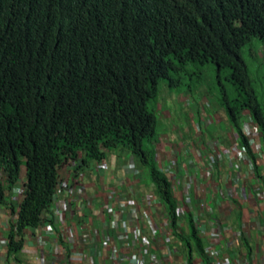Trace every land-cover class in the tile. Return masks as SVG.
I'll return each mask as SVG.
<instances>
[{
    "label": "trees",
    "instance_id": "16d2710c",
    "mask_svg": "<svg viewBox=\"0 0 264 264\" xmlns=\"http://www.w3.org/2000/svg\"><path fill=\"white\" fill-rule=\"evenodd\" d=\"M253 38L264 42V0H0V201L26 170L7 252L42 222L65 162L125 148L148 170L187 263L203 258L191 218L184 236L178 228L151 101L172 68H228L234 95L219 102L257 170L242 126L249 112L264 144V101L241 52Z\"/></svg>",
    "mask_w": 264,
    "mask_h": 264
},
{
    "label": "crops",
    "instance_id": "0c3cea01",
    "mask_svg": "<svg viewBox=\"0 0 264 264\" xmlns=\"http://www.w3.org/2000/svg\"><path fill=\"white\" fill-rule=\"evenodd\" d=\"M199 110L208 113L201 101ZM171 111L163 112L158 127L161 132L157 131L153 145L159 167L174 177L172 194L181 235L188 232V217L198 224L204 255L201 258L193 252V264H212L205 248L214 244L219 256L236 254L241 260L249 258L255 264H264V201L258 197L264 195V144L251 115L244 114L242 126L244 132L254 135L249 142L257 170L253 161H244V155L249 156L247 151L238 153L244 147L222 107L210 113L218 117L216 124H225H207L202 135H193L196 121L179 120V126ZM210 143L213 148L208 147ZM227 147L238 149L237 153L216 156V151ZM104 161L107 169L99 168L96 160L83 161L80 155L60 167L61 183L42 222L24 229L21 249L11 255L7 252V237L22 198L17 186L26 179L23 166L20 181L0 201V264H117L119 254L128 257L123 264H133L140 244L134 238L122 244L120 233L135 224L149 240L147 253L142 254L145 264H188L186 247L179 238L174 235L173 241L166 244L161 233L152 232L153 225L167 228V224L161 223L166 209L156 196L148 170L139 166L125 148L109 151ZM0 176L5 177L4 172ZM113 189L119 194L118 200L126 196L127 209H121L119 201L102 215L94 207L110 205L108 193ZM106 228L112 234L107 241L102 238Z\"/></svg>",
    "mask_w": 264,
    "mask_h": 264
},
{
    "label": "rangeland",
    "instance_id": "374dc122",
    "mask_svg": "<svg viewBox=\"0 0 264 264\" xmlns=\"http://www.w3.org/2000/svg\"><path fill=\"white\" fill-rule=\"evenodd\" d=\"M241 52L250 66L253 80L264 101V42L253 38L250 43L242 47ZM228 74L229 69L225 68L218 75L212 62L200 66L190 63L184 68H172L169 77L159 81L158 96L151 101V105L158 112L160 125L166 109H172V116L177 122L192 119L199 123L200 101L205 105L209 115H211L210 110L216 111L221 108L219 100L224 93L226 92L228 96L234 95V86L228 80ZM222 123L225 124L224 121ZM222 123L214 124L218 127ZM178 125L180 126L181 122H178ZM160 128H158V133L161 132ZM193 131L196 133V128Z\"/></svg>",
    "mask_w": 264,
    "mask_h": 264
},
{
    "label": "built area",
    "instance_id": "2783aa9c",
    "mask_svg": "<svg viewBox=\"0 0 264 264\" xmlns=\"http://www.w3.org/2000/svg\"><path fill=\"white\" fill-rule=\"evenodd\" d=\"M193 100V99H192ZM216 122V119H215V116L213 114L209 115L208 113H200V119H199V123L197 122L196 124V133L194 132L193 135H202L203 132H204V126L207 125V124H212V123H215ZM195 130V129H194ZM248 138V140H253L254 139V135L251 133V132H244ZM209 148H213L214 145L213 143H210ZM237 150L238 149H235V148H230V147H227V148H224L222 150H219V151H216V156L217 157H220L223 153H226V154H229V155H233V154H236L237 153ZM245 148H243V150H238V153L240 154H244L245 153ZM244 161L246 163H249V164H252V160L250 158V156H248L247 154L244 155ZM97 165L99 168L101 169H107L108 167V164L104 161V159H101V160H98L97 161ZM79 175V178H83V174L82 173H78ZM167 175V174H166ZM168 176V175H167ZM169 180L171 182V184L173 183L174 181V177H169ZM20 181V180H19ZM61 183V182H59ZM240 183V182H239ZM16 185V184H15ZM65 186H67V184L65 183ZM18 189H20V191L22 192L23 191V182L19 184V186H17ZM118 196L119 194L113 189L111 190L109 193H108V198L110 200V205L109 204H104L102 207L101 206H95L94 208L96 210H98L99 212H102V215H104L105 213L107 212H110L113 208H114V205L118 204L119 201H120V208L122 209H127L126 207V203L124 198L126 197L125 195H121L119 198L120 200H118ZM259 199L261 201H264V195L262 194H259L258 195ZM122 203V204H121ZM176 213H177V208H176ZM161 223H164L166 222L165 226L167 228H160V226L158 225H153V229H152V232H154L155 234H160L161 233V237H162V240L166 243V244H170L173 239L175 238V236L171 233V230L168 226V216L166 215V213H163L161 214ZM109 227V226H108ZM196 229L199 231L198 229V224L195 225ZM107 229V228H106ZM109 230L110 227H109ZM108 229L104 232V235L102 236L103 239H105L106 241L107 240H110L111 239V232L109 231ZM173 235V236H172ZM131 238H134L135 240H137V243L140 244L139 246V250L138 252H136L135 254H137L136 257H134V261L133 264H145V258L143 257L142 254H145L147 253V245L149 243V240L146 236V234L143 232V230L138 226V225H133V226H129L128 228H125L122 230V232L120 233V240L122 242V244H125L128 240H130ZM264 239V237H263ZM217 246L214 244V245H210L208 247L205 248V253L207 256H210L212 258V264H255V261L253 259H244V260H241L239 258L238 255L236 254H232V255H226L224 257L222 256H219L216 254L217 252ZM58 248V245L54 247V250L56 251ZM56 253V252H55ZM88 255V254H87ZM167 258L169 260H171V253H168L167 252ZM130 259V258H129ZM89 261L92 263V260L89 259ZM117 264H123L125 263L126 261H128V257L126 255H121L119 254L117 256Z\"/></svg>",
    "mask_w": 264,
    "mask_h": 264
}]
</instances>
